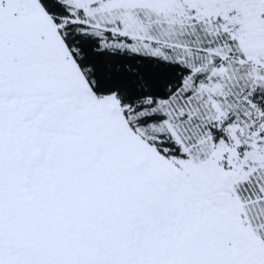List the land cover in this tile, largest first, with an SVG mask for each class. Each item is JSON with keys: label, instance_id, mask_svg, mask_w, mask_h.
Listing matches in <instances>:
<instances>
[{"label": "snow or ice", "instance_id": "obj_1", "mask_svg": "<svg viewBox=\"0 0 264 264\" xmlns=\"http://www.w3.org/2000/svg\"><path fill=\"white\" fill-rule=\"evenodd\" d=\"M0 264H264V0H0Z\"/></svg>", "mask_w": 264, "mask_h": 264}]
</instances>
